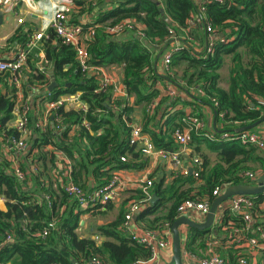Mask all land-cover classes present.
<instances>
[{"label": "trees", "instance_id": "1", "mask_svg": "<svg viewBox=\"0 0 264 264\" xmlns=\"http://www.w3.org/2000/svg\"><path fill=\"white\" fill-rule=\"evenodd\" d=\"M75 1L78 4L85 2ZM107 1L114 4L112 9L107 10L98 21L82 24L86 29L90 25H99L95 35L88 39L91 61L98 66L122 65L121 81L128 95L134 96L135 101L130 104L126 97L115 99L112 88L96 93L98 82L95 77L82 75L73 46L62 43L57 39L55 31L49 28L50 37L45 39L46 59L50 65H55L58 81V85L50 91L51 99L81 91V97L89 104V109L87 112L60 109L64 119V127L61 129H57L54 122H49L44 130L35 126L34 134L29 138L30 149L22 154L16 153L21 158L24 155L27 157L25 164L22 159L20 164L25 172L29 170L27 178L33 181L32 188L27 186L28 181L21 182L17 178L12 163L1 155L4 141L12 135H19V132L11 126L15 117L18 88L10 72L0 71V197L6 198L7 205L6 210L0 208V264H15L17 260L21 264H75V261L84 264L83 259H87L93 252L114 264H138L151 258L150 248L133 240L125 232L124 209L113 221L96 227V234L105 237L101 242L83 236L80 233L82 215L91 208H81L73 195L65 190L64 182L59 180L55 184L49 172L52 165H56L57 152L63 153L73 160L72 182L87 192L105 184L115 169L135 166L136 159L144 163L142 147L136 151L138 144L130 142V128L127 125L134 106L144 103L143 130L150 134L157 148L175 151L179 145L173 133L186 113L183 109L165 113V126L156 129L159 125L156 122L160 115L159 104L155 106L154 112L149 111V106L155 103V97L159 94L157 84L160 80L172 82L190 98L182 101L181 97H176L167 107L179 103L195 107L210 105L216 112V119L224 123V130H214L217 136L214 140L205 135L206 129L193 133L192 141L199 138L205 140L209 149L218 152L219 160L206 170L205 161L199 155L202 158L200 176L180 174V178L170 186L154 184L152 191L158 195L159 200L154 204L150 202L139 214V222L144 226L142 229L170 228L179 217L178 208L184 200L208 197L213 202L216 198L213 192L219 185L254 183L255 180H247L243 175L245 171L256 170L247 164L249 158L259 160L264 169V156L258 153L256 146L242 143L237 138L222 137L224 131L237 136L236 128L250 124L264 114V0H203L202 6L196 0H160L161 4L153 0H96V5L101 6ZM92 5L89 2L88 8ZM196 13L201 15L202 28ZM76 16L73 21L79 23ZM124 18L134 20L135 29L121 33L120 38L106 32L105 26L109 22ZM141 25L144 26L143 38L138 35ZM209 26L215 32L213 40H210L212 31L208 29ZM184 30L188 31V36L173 54L170 70L159 74L154 68V47L163 49L165 45L169 46L172 37L180 36ZM32 32L31 29L19 27L8 40L25 46ZM211 41L213 46L209 51ZM245 53L249 57L247 61L244 60ZM228 56L233 66L229 88L224 89L220 86V68ZM31 69L33 72L29 79L32 83L49 85L48 66L42 69L31 66ZM164 99L166 102L169 100L166 97ZM114 104L120 110H116ZM199 115L204 118L201 113ZM84 119L90 122L91 130L82 126ZM73 123H77L80 129L78 134L72 136L70 124ZM99 130L102 132L97 134ZM48 144H53L55 150H44ZM36 149L37 152L31 157ZM129 153L131 160H121V156ZM241 155L243 157L240 158ZM90 177L97 180L96 185H91ZM199 179L201 181L196 183ZM180 181L190 183L191 186L181 190L177 185ZM46 194L53 199L51 206L45 199ZM140 195L139 199L143 197V192ZM251 198L255 203L252 210L264 215V192ZM168 202L171 204L166 213L151 218ZM109 203L105 204L106 207ZM231 212L233 219L242 221L240 225H243V214L230 208L221 217L223 225L227 224ZM51 220H55L56 227L48 236H40L38 233ZM260 223L264 225V221ZM222 227L216 224V231ZM212 231L213 228H191L185 243L186 251L192 255H203ZM218 253L231 263L236 261L238 254L222 247L218 248Z\"/></svg>", "mask_w": 264, "mask_h": 264}, {"label": "built area", "instance_id": "2", "mask_svg": "<svg viewBox=\"0 0 264 264\" xmlns=\"http://www.w3.org/2000/svg\"><path fill=\"white\" fill-rule=\"evenodd\" d=\"M78 10L79 7L75 0H56L54 5V16L50 21L49 28H52L55 31L57 39H59L62 43L73 46L75 49V58L78 64V69L82 75L84 77H95L98 82V86L95 89L96 93H101L109 90V88H112L114 96H117V98L118 96H125L126 98H129L128 92L125 89L121 79L118 80L115 76H113L105 66L92 64V55L88 50V39L95 35L96 28L99 25H90V27L86 29L84 26H82V24L74 22L73 18ZM18 21L20 23L24 22L22 18H18ZM135 27L136 22L134 20L130 18H124L116 22H109L105 26V30L108 34L119 35L127 30L135 29ZM143 29L144 26L142 25L138 28V35L140 38L145 36ZM208 29L212 31L210 40H213L215 37V32L210 26ZM171 31L173 32V30ZM49 37L50 33L45 29L34 33L25 46H19L17 48L12 58L0 60V71L10 72L16 86H21V74L28 62L30 49L33 48L38 41L48 39ZM212 46L213 42L211 41L210 46H208L209 51L212 50ZM178 48L179 47L170 49L164 53L163 64L166 71L170 70L173 54L178 50ZM50 91L47 95L49 101L46 108V114L44 118L36 124V126L40 129H45L50 120H53L57 129L63 128L64 119L60 113V109L66 108L68 105L72 106L75 110H80L83 112H87L89 109V104L81 97L82 92H77V94H65L58 99H51L52 94ZM167 92L168 95L173 99L177 97V91L175 88L169 87ZM72 102H77V104L73 106L71 105ZM262 104L264 106V99L262 100ZM113 106L116 110H120V107L117 106V104H114ZM154 108L155 103H151L149 106V111L154 112ZM31 111L32 105L29 101L24 100L20 103H17L15 107L16 120L12 127L18 130L19 135H12L6 141H4L5 148L14 150L18 154H22L27 151V137L31 123ZM127 125L130 128V142L132 144H141L144 154H159L162 158L170 159L175 164H177L180 167V174L187 175L190 173L196 177L200 176L202 158L199 155L193 156L190 163L185 164L180 156V150L170 151L164 148H157L152 139L143 132V129L140 125L131 121H127ZM82 126L86 127L88 130H91V124L87 119L83 120ZM205 128L206 122L204 118H202L198 113H188L183 118L181 124L174 130L173 137L178 144H180L182 147H185L192 141L193 133H199L201 131L203 132ZM101 132L102 131L99 130L97 134H100ZM205 135L211 140H214L217 137L214 130L205 132ZM233 135L234 134L230 131H224L222 133V137L224 138H237L242 143L252 144L264 152V128H255L237 132V136L235 137ZM121 160L127 161V156H121ZM12 167L15 175L21 182L28 181L27 172L22 169L20 163H17ZM34 169L37 168L35 167ZM71 174L72 161L67 157L64 160L63 176L60 177V181L64 182L65 190L69 194L73 195L81 208L95 207L98 205H105L108 202H113L118 198L120 191L124 187L123 177L120 175V173L113 172L112 177L105 184L97 186L86 192L72 182ZM243 175L247 180H256L258 177V173L256 171H245ZM152 185L153 181L151 179L145 180L142 186L143 197L140 200L134 201L130 204L125 215V221L123 223L125 231L128 233L130 232L129 236L133 240L143 243L150 248L152 256L149 261L156 258L158 256L159 250L161 249L167 250L170 253L172 252V234L169 233L160 238L159 233L155 230L143 229L140 233L130 231L131 221H133L135 214L142 210V205H148L151 202L152 194L150 187ZM226 187L227 185L217 186L213 192V195L215 197L219 196L223 193ZM252 196L253 195L240 194L235 195L226 201V204H228L227 207L235 212H240L243 214L244 221L243 228H237L236 226H233L230 232H232L233 235H237L238 233L242 238H245L247 244L249 245L247 246L248 248L252 250H264V225L260 223L261 221H264V215L252 210L255 205L254 200L251 198ZM45 199L47 200L48 205L51 206L53 200L52 197L49 194H46ZM211 205L212 202L208 197L199 200L188 198L184 200L178 208L179 217L182 215H186L191 218L196 217L197 219H200V222H202L204 219H206ZM55 227V220H51L48 225L45 226L42 232L38 234L42 237H46ZM241 231L244 232L245 237H243ZM8 239L13 240L10 237H8ZM94 239L99 242L100 236L97 235L94 237ZM210 244L212 243H209L203 255L199 257L198 264H251L249 252L246 250L238 252L236 261L231 263L218 253L216 246H212ZM184 249L185 256V254L188 252L186 251V248ZM83 262L84 264H114L110 261H107L96 252L91 253L87 259H83Z\"/></svg>", "mask_w": 264, "mask_h": 264}, {"label": "crops", "instance_id": "3", "mask_svg": "<svg viewBox=\"0 0 264 264\" xmlns=\"http://www.w3.org/2000/svg\"><path fill=\"white\" fill-rule=\"evenodd\" d=\"M81 1V0H80ZM197 4L199 6H202L203 0H196ZM56 0H0V14L2 13V16H0V60L1 59H9L12 58L19 47L15 42H11L8 39L14 35L16 30L19 27H23V29H31L33 30L31 37L34 33L40 31V30H47L49 32V24L54 16V5H55ZM92 3V7L88 8V3ZM78 4V3H77ZM97 2L96 0H85L84 4H78L79 10L76 13V17L81 24H90L92 22L98 21L101 16L105 15L107 10H110L114 7V4H112L110 1H107V3H103L101 6L96 5ZM85 9H83V7ZM203 12V11H202ZM18 18L23 19V23H20L18 21ZM196 18L198 19L200 23V27H203V20L201 19L200 13H196ZM74 20V18H73ZM111 21V20H109ZM117 36V35H116ZM121 35H118L120 38ZM188 36V31H182L180 36L174 35L172 37V40L167 46L166 50L164 53L170 49L180 47L182 44L185 42V38ZM53 42H56L54 40ZM45 39L40 40L37 42V44L30 49L29 52V59L26 64V66L23 69V72L21 74V86H16L18 88L17 91V103H20L21 101L27 100L30 102L32 105V111H31V116H32V123H30L29 126V134L27 137V142H28V149H30V144H29V138L31 135H33L34 128L36 124L41 121L45 114H46V108L48 105V92L50 85L52 84V76L49 73V70L54 66V64L50 65L46 59V46H45ZM155 49V58L157 54L159 53L160 48L159 46L154 47ZM164 53L161 55L158 61L157 65V72L159 74H163L166 70L164 69V64H163V56ZM244 60L247 61L249 57L247 56V53L244 54ZM155 61V60H154ZM31 66H35L37 68H44L48 66V75L50 77L49 80V85H44L40 83H32L29 78H31V73L33 70L31 69ZM233 66V63L230 59V56L226 57L225 62L223 66L220 68V86L223 87L224 89L229 88V80H230V71L231 67ZM106 69L113 75L115 76L118 80H122V74H123V66L122 65H106ZM55 74V70H54ZM55 81H58L55 76ZM56 85V86H57ZM0 87H2V84H0ZM169 87H173L177 91V97H181L182 101L189 100V96L182 92L175 84L168 80H160L158 81L157 84V89H159V94L155 97V106L159 104V118L156 120V122H159V125H157V130H159V127L165 126V113L168 112H174L178 109H183L185 110V113H201L205 120H206V130L207 131H212V130H217L221 131L224 130V123L220 120L216 119V112L214 108L210 105H198V106H193L190 104H177L172 107H167L171 104L172 102V97L168 95L167 89ZM78 93H81V91H78ZM77 94V92L75 93ZM64 96V95H63ZM117 98V96H114V98ZM120 97H125V96H118ZM164 97L168 98L169 100L164 99ZM115 98V99H116ZM129 103L133 104L135 101L134 96H129L128 98ZM77 102H72L71 105H76ZM145 103L134 106V109L131 112V122L138 124L142 127L143 129V123L145 120V114H144V108H145ZM73 109L75 110L72 106H66L65 110ZM16 120V115L14 119L11 122V126L15 123ZM178 121V120H177ZM53 121L50 120V123ZM181 124V120L179 121L178 126ZM71 125V130H70V135H76L78 134L79 131V125L77 123L70 124ZM217 129H216V128ZM264 128V123L261 124L257 129ZM41 130H44V128ZM143 132L151 138L150 134ZM72 135V136H73ZM174 138V137H173ZM175 140V139H174ZM87 143V141H84ZM83 142V144H85ZM177 146L179 147L176 150H180V156L183 159V162L185 164H189L191 161V158L195 155H200L203 160L205 161L206 164V170H209L218 160H219V155L218 152L212 149H209V147L206 144V141L203 139H195L194 141L190 142L185 147H182L180 144L176 142ZM142 147L141 144H138L136 151L139 150ZM44 150H49V151H54L55 146L53 144H48L45 145ZM35 152H37V149L31 154V157L34 156ZM56 152V151H55ZM258 153L261 156H264V152L261 150H258ZM58 154V160L56 162V165L50 168L49 176H52L53 181L56 182L61 180L60 177L63 176V168H64V160L67 158L66 155H64L61 152H57ZM143 154V157L145 159V162L142 163L139 159L134 160V163L136 164L135 166H132L130 168H120V169H115L114 172L120 173V175L124 179V187L119 193L118 198L110 202L108 207L106 205L95 208V207H89L91 210L87 212L86 214L82 215V221H81V228H80V233L83 236H90L94 238L95 236L99 235L96 234V227L100 226L102 224H107L119 215L121 210H125L127 212L128 207L130 204L134 201L140 200L139 198L141 197L142 193V186L147 179H151L153 181V185L157 183L163 184L164 187L170 186L173 184V182L180 178V167L175 164L172 160L170 159H165L162 158L159 154H152V155H147ZM1 155L4 157H7V159L12 163V166H14L17 163H20V159H22V163L25 164L27 161L26 155L20 156L16 155V152L13 153L10 149L3 147L1 150ZM127 156V160H131V154L129 153ZM240 158L243 157V155L239 156ZM70 159V158H69ZM71 160V159H70ZM73 161V160H71ZM247 164L250 165L251 167L255 168L256 172L258 173V177H261L264 175V169L260 163L259 160H256L254 158H249L247 159ZM50 165V164H49ZM51 166V165H50ZM109 167V166H108ZM29 168V165H28ZM31 170V169H30ZM29 171V170H28ZM27 171V172H28ZM257 177V178H258ZM67 180V176H66ZM46 181V180H44ZM201 180L197 181L196 183L200 182ZM89 182L91 183L92 186L97 184V180H95L93 177H90ZM153 185L150 187V191L152 196L155 194L152 191ZM178 188L183 190L187 189L191 186L190 183H183L182 181L177 183ZM28 187L32 188L33 187V181L30 180L28 181L27 184ZM157 195V194H156ZM158 196V195H157ZM159 200V197L158 199ZM156 200V201H157ZM151 204V203H150ZM171 204V202H168L165 206H162L156 214H152L151 218H154L156 215H161L167 212V207ZM147 205H142V210L137 213V217L133 221H131V226H130V231L134 232H142V224L139 222L138 217L140 216L139 214L143 212L146 209ZM228 204H224L220 207L219 212L217 213L215 223L213 225V231L212 234L209 235V238L207 240V243H212L210 245L216 246V250L218 251L219 247H222L224 249H231L233 254H237L238 252L241 251H248L249 252V257L251 264H264V250H252L248 248L249 246L245 240V238H242L238 233L237 235H233L230 230H232L233 226H236L237 228H243L244 227V222L243 225L242 221H237L233 219V212L228 214V219H227V224L223 225L221 222L223 213L225 210H227L229 207H227ZM263 206V205H262ZM0 208L2 210L7 209L6 205V198L0 197ZM88 209V208H85ZM99 209H102L99 211ZM136 215V214H135ZM197 221H200V219H197L194 217ZM90 220V223L88 222ZM205 220V219H204ZM203 220V221H204ZM216 224H221L223 227L219 230L216 231ZM240 225V226H239ZM144 227V226H143ZM159 233V237H163L164 235L167 234H172L171 227H163L160 229H155ZM171 231V232H170ZM181 231H182V240H183V248L185 247V243L188 241L189 234L191 233V228L187 225H182L181 226ZM128 236L129 233L125 231ZM241 234L243 237H245L244 232L241 231ZM100 236V241L105 239V237ZM218 236V237H217ZM207 245V246H208ZM207 248V247H206ZM173 255V250L172 252H168L167 250H159L158 256L154 258L153 260H146V262H138V264H171V259ZM202 256V255H201ZM200 255H190L189 253H186L184 256V264H198V259ZM9 264H11L9 262ZM15 264H21L19 260L16 261Z\"/></svg>", "mask_w": 264, "mask_h": 264}, {"label": "water", "instance_id": "4", "mask_svg": "<svg viewBox=\"0 0 264 264\" xmlns=\"http://www.w3.org/2000/svg\"><path fill=\"white\" fill-rule=\"evenodd\" d=\"M153 1L157 2L158 4H161L160 0H153ZM0 16H2V13L0 14ZM167 20L168 22L171 21L170 18H168ZM220 36L222 37L223 33H221ZM166 48L167 46L161 49L159 53L157 54L155 61H154L155 70L157 69L159 58L164 53ZM54 70H55V65L49 70V73L52 76V84L50 85L49 90H52L57 85V82L55 81ZM263 123H264V114L258 120L250 124H245L243 126H240L236 128L235 130L237 132H242V131H246L250 129H255V128H258ZM262 192H264V175H262L261 177H258L254 181V183H235V184L228 185L223 191V193L217 196L215 200L212 202L210 211L208 212L206 219L202 222L197 221L194 218H191L186 215H182L178 217L171 226L172 250H173L171 264H184L185 249L183 248L182 231H181L182 225H187L190 228H199V229L212 228L215 223L216 216H217V213L219 212L220 207L224 205L226 201H228L235 195H240V194L256 195ZM157 199H158V196L154 194L152 196L151 203L154 204ZM136 217H137V214L135 215V218ZM75 264H80V263L75 261Z\"/></svg>", "mask_w": 264, "mask_h": 264}, {"label": "rangeland", "instance_id": "5", "mask_svg": "<svg viewBox=\"0 0 264 264\" xmlns=\"http://www.w3.org/2000/svg\"><path fill=\"white\" fill-rule=\"evenodd\" d=\"M205 122H206V120H205ZM88 222L90 223V220H88Z\"/></svg>", "mask_w": 264, "mask_h": 264}]
</instances>
